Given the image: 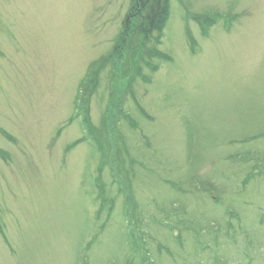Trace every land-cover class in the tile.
<instances>
[{
	"label": "rangeland",
	"instance_id": "rangeland-1",
	"mask_svg": "<svg viewBox=\"0 0 264 264\" xmlns=\"http://www.w3.org/2000/svg\"><path fill=\"white\" fill-rule=\"evenodd\" d=\"M130 3L0 0V264H264V0H170L153 61Z\"/></svg>",
	"mask_w": 264,
	"mask_h": 264
},
{
	"label": "trees",
	"instance_id": "trees-1",
	"mask_svg": "<svg viewBox=\"0 0 264 264\" xmlns=\"http://www.w3.org/2000/svg\"><path fill=\"white\" fill-rule=\"evenodd\" d=\"M129 11L127 13V16L125 17V21L123 22L122 26V33L120 37L116 41V50L120 51V54L126 55L128 54L131 56H135L136 52H145L149 53V58L152 60V58L156 56H160L161 51L156 49V47L159 46V44L162 42V36L164 34V31L166 29V26L169 22V15L171 12V6H170V0H131ZM197 23L199 26H204L208 28H213V23H215L214 20H208L206 22H202L200 19H197ZM157 35V36H156ZM151 36H155V48L151 47L150 49H147V43L149 42V38ZM119 41V42H118ZM155 50H154V49ZM154 52V53H151ZM142 59V56H139V61ZM141 61H145L144 59ZM153 61V60H152ZM101 67V66H100ZM145 68H150V70L154 72H158L159 68L152 64L150 61L149 64L145 66ZM99 69L97 68L96 75L93 76L92 79H89L87 84L89 86L84 85L85 88H89V90L86 92V90L82 91V87H80V90L77 93V98L75 101V116L83 115L86 113L87 106H85V102H87V105H89V98L92 97L93 94H95L98 82L96 81V77H98ZM137 74H141V71L135 70ZM87 81V80H86ZM85 81V82H86ZM84 82V83H85ZM83 85V84H82ZM146 118L148 116L145 115ZM83 126L85 127L86 131H92V127H90L88 119L83 117ZM132 126H136L135 123L132 124ZM94 133V132H93ZM113 149V147H112ZM111 149V151H112ZM206 196H209L208 194ZM217 201H215L214 204H216ZM102 208H107L109 217L113 215V211L111 208L107 206V202L104 201ZM186 229L189 231V227H186ZM194 232L195 229H194ZM178 236V235H177ZM181 238V236L177 237Z\"/></svg>",
	"mask_w": 264,
	"mask_h": 264
},
{
	"label": "bare ground",
	"instance_id": "bare-ground-1",
	"mask_svg": "<svg viewBox=\"0 0 264 264\" xmlns=\"http://www.w3.org/2000/svg\"><path fill=\"white\" fill-rule=\"evenodd\" d=\"M65 75H67V79H66V81H67L69 79L68 78L69 74H68L67 70L65 71ZM64 104H67V103L64 102Z\"/></svg>",
	"mask_w": 264,
	"mask_h": 264
}]
</instances>
